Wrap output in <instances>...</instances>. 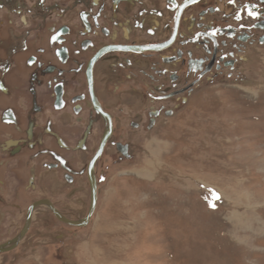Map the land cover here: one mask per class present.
Segmentation results:
<instances>
[{
	"label": "flooded vegetation",
	"instance_id": "1",
	"mask_svg": "<svg viewBox=\"0 0 264 264\" xmlns=\"http://www.w3.org/2000/svg\"><path fill=\"white\" fill-rule=\"evenodd\" d=\"M263 47L264 0H0V260L87 227L141 134Z\"/></svg>",
	"mask_w": 264,
	"mask_h": 264
},
{
	"label": "rangeland",
	"instance_id": "2",
	"mask_svg": "<svg viewBox=\"0 0 264 264\" xmlns=\"http://www.w3.org/2000/svg\"><path fill=\"white\" fill-rule=\"evenodd\" d=\"M240 70L141 134L66 244L35 229L0 264H264V47Z\"/></svg>",
	"mask_w": 264,
	"mask_h": 264
},
{
	"label": "bare ground",
	"instance_id": "3",
	"mask_svg": "<svg viewBox=\"0 0 264 264\" xmlns=\"http://www.w3.org/2000/svg\"><path fill=\"white\" fill-rule=\"evenodd\" d=\"M251 93H253L252 91H251ZM152 146V145H151ZM155 149V148H154ZM159 149V148H158ZM166 149V148H165ZM153 153H155L154 152V150H153ZM156 154V153H155ZM155 154H153V155H155ZM144 158V157H143ZM150 172V171H149ZM141 174V173H140ZM141 176V175H140ZM202 184H204V185H206V186H211V184H209V183H202ZM219 190V189H218ZM94 191H95V189H94ZM220 191H221V189H220ZM225 197H226V195H225V193H222ZM95 196H96V194H95ZM240 200V199H239ZM95 204H96V200H95ZM82 222V221H81ZM78 224V223H77Z\"/></svg>",
	"mask_w": 264,
	"mask_h": 264
},
{
	"label": "water",
	"instance_id": "4",
	"mask_svg": "<svg viewBox=\"0 0 264 264\" xmlns=\"http://www.w3.org/2000/svg\"><path fill=\"white\" fill-rule=\"evenodd\" d=\"M94 206H95V196H93V200H92V210L94 209ZM92 210H91V211H92ZM77 225H78V226H82L81 223H78Z\"/></svg>",
	"mask_w": 264,
	"mask_h": 264
},
{
	"label": "snow or ice",
	"instance_id": "5",
	"mask_svg": "<svg viewBox=\"0 0 264 264\" xmlns=\"http://www.w3.org/2000/svg\"><path fill=\"white\" fill-rule=\"evenodd\" d=\"M213 207H214V205H213Z\"/></svg>",
	"mask_w": 264,
	"mask_h": 264
}]
</instances>
